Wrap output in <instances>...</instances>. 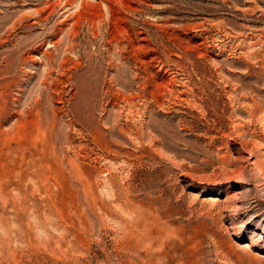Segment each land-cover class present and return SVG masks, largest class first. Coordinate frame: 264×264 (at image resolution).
I'll return each mask as SVG.
<instances>
[{
	"label": "rangeland",
	"instance_id": "374dc122",
	"mask_svg": "<svg viewBox=\"0 0 264 264\" xmlns=\"http://www.w3.org/2000/svg\"><path fill=\"white\" fill-rule=\"evenodd\" d=\"M0 264H264V0H0Z\"/></svg>",
	"mask_w": 264,
	"mask_h": 264
}]
</instances>
